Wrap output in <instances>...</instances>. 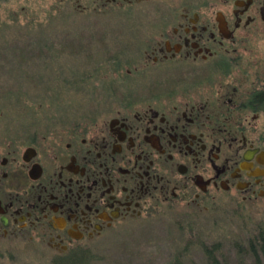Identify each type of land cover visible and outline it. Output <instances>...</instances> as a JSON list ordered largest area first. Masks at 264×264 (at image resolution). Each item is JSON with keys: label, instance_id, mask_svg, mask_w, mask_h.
I'll use <instances>...</instances> for the list:
<instances>
[{"label": "flooded vegetation", "instance_id": "obj_1", "mask_svg": "<svg viewBox=\"0 0 264 264\" xmlns=\"http://www.w3.org/2000/svg\"><path fill=\"white\" fill-rule=\"evenodd\" d=\"M122 2L149 9L113 55L117 95L0 138L4 252H81L164 204L264 195V0Z\"/></svg>", "mask_w": 264, "mask_h": 264}, {"label": "rangeland", "instance_id": "obj_2", "mask_svg": "<svg viewBox=\"0 0 264 264\" xmlns=\"http://www.w3.org/2000/svg\"><path fill=\"white\" fill-rule=\"evenodd\" d=\"M108 1L0 0L1 139L31 121L90 115L117 95L113 55L129 47L133 21L149 5ZM261 231L264 195L219 192L121 224L81 251V264H264L254 238ZM7 247L0 264H57L73 254L39 241Z\"/></svg>", "mask_w": 264, "mask_h": 264}, {"label": "trees", "instance_id": "obj_3", "mask_svg": "<svg viewBox=\"0 0 264 264\" xmlns=\"http://www.w3.org/2000/svg\"><path fill=\"white\" fill-rule=\"evenodd\" d=\"M254 238L256 240L255 246H257L259 249L258 253L260 255V258L264 259V232L261 231L258 234H255ZM252 246L254 245L251 242H249V247L251 251L255 252V250L252 249ZM85 258L86 257L82 252H76L75 254L73 253L72 255H65L60 257L59 262L57 264H81ZM255 258L258 259L256 255Z\"/></svg>", "mask_w": 264, "mask_h": 264}]
</instances>
